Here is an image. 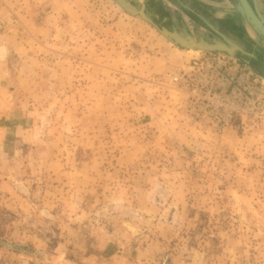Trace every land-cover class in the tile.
Masks as SVG:
<instances>
[{
	"label": "rangeland",
	"instance_id": "1",
	"mask_svg": "<svg viewBox=\"0 0 264 264\" xmlns=\"http://www.w3.org/2000/svg\"><path fill=\"white\" fill-rule=\"evenodd\" d=\"M131 1L242 48L118 0L4 2L35 138L0 152V264H264V25Z\"/></svg>",
	"mask_w": 264,
	"mask_h": 264
},
{
	"label": "crops",
	"instance_id": "2",
	"mask_svg": "<svg viewBox=\"0 0 264 264\" xmlns=\"http://www.w3.org/2000/svg\"><path fill=\"white\" fill-rule=\"evenodd\" d=\"M6 1L10 2L9 6L12 8L13 0H0V21L2 20L3 3ZM143 2L149 5L154 13L159 11L158 14L161 16L165 15L173 19L171 22H175L177 28L181 26L183 28L204 27L210 25L214 18L222 20L228 17L229 21L231 20L234 24L233 28L238 31L243 20V16L240 15L243 7L251 16H254L253 13L258 14L257 17L260 10L264 9V0H143ZM214 9L218 11H213ZM188 18L192 20L191 23H188ZM261 21L262 23L257 22L264 25L263 20ZM4 27L5 25L0 22V33L3 32ZM2 45L0 44V152L4 154V161L11 158L20 161L26 157L19 147L26 150L35 138L34 119H32L30 107L19 105L16 98L17 88L12 86V75L9 72L8 74L3 72V65L12 63L8 61L7 49L11 48L13 43L10 41Z\"/></svg>",
	"mask_w": 264,
	"mask_h": 264
},
{
	"label": "water",
	"instance_id": "3",
	"mask_svg": "<svg viewBox=\"0 0 264 264\" xmlns=\"http://www.w3.org/2000/svg\"><path fill=\"white\" fill-rule=\"evenodd\" d=\"M118 1L124 7H126L129 11H131L135 14H140V15L144 16L146 19L150 20L153 24L158 26L164 33L172 36L176 41L180 42L181 44H183L185 46H188V47L196 46V47H202V48H208V49H224V50H228L229 52H232V53H234L237 50L242 48L240 46H235V47L230 46L224 41H220L216 45H210V44L198 41L193 37H191V38L184 37V36H182L176 32H173L169 26H167V25L163 24L162 22L156 20L155 17L152 14H150L148 9L140 7L137 3L132 2L131 0H118ZM253 15L255 16L257 21L262 23V21L257 17V15H255L254 13H253Z\"/></svg>",
	"mask_w": 264,
	"mask_h": 264
},
{
	"label": "flooded vegetation",
	"instance_id": "4",
	"mask_svg": "<svg viewBox=\"0 0 264 264\" xmlns=\"http://www.w3.org/2000/svg\"><path fill=\"white\" fill-rule=\"evenodd\" d=\"M258 62H262V60L259 58L258 60H257ZM258 62H256V63H258ZM262 64V63H261Z\"/></svg>",
	"mask_w": 264,
	"mask_h": 264
},
{
	"label": "trees",
	"instance_id": "5",
	"mask_svg": "<svg viewBox=\"0 0 264 264\" xmlns=\"http://www.w3.org/2000/svg\"><path fill=\"white\" fill-rule=\"evenodd\" d=\"M180 45H182L180 42H178ZM183 46V45H182Z\"/></svg>",
	"mask_w": 264,
	"mask_h": 264
}]
</instances>
